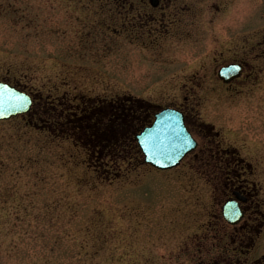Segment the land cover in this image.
<instances>
[{"label": "rangeland", "instance_id": "rangeland-1", "mask_svg": "<svg viewBox=\"0 0 264 264\" xmlns=\"http://www.w3.org/2000/svg\"><path fill=\"white\" fill-rule=\"evenodd\" d=\"M97 3L0 0V81L22 83L42 94L44 103L53 97L65 105L75 95L94 105L126 104L127 96L163 105L178 95V87L154 79L152 70L163 59L151 58L152 52L141 59L146 53L128 49L125 37L89 33ZM207 97L202 120L221 131L244 122L248 142L263 137L264 103ZM37 108L34 121L27 115L0 122V264H32L33 247L35 264L159 261L158 223L195 206L204 196L197 192L200 186L177 180L174 172L129 163L125 156L106 171L86 138L51 129L48 110ZM203 202L208 206L206 198ZM19 247L25 256L19 257Z\"/></svg>", "mask_w": 264, "mask_h": 264}, {"label": "flooded vegetation", "instance_id": "flooded-vegetation-1", "mask_svg": "<svg viewBox=\"0 0 264 264\" xmlns=\"http://www.w3.org/2000/svg\"><path fill=\"white\" fill-rule=\"evenodd\" d=\"M96 6L89 33L125 37L128 49L146 53L141 59L148 60L151 52V58L163 59L152 70L154 79L178 87V95L163 105L129 96L126 104L99 100L94 105L75 95L65 105L53 97L44 103L32 88L9 82L27 90L35 108L40 104L42 112L48 110L51 129L86 138L106 171L123 155L139 163L136 136L163 108L179 112L197 147L169 172L177 180L196 182L204 196L189 206L196 211L171 212L174 218L158 223L162 254L154 264H264V131L252 143L244 122L221 131L202 120L207 95L227 104L264 103V0H98ZM36 110L28 116L32 120ZM253 117L258 133V110ZM225 212L239 221L228 222ZM22 251L19 247V257L25 256ZM30 252L35 264L34 247Z\"/></svg>", "mask_w": 264, "mask_h": 264}, {"label": "water", "instance_id": "water-1", "mask_svg": "<svg viewBox=\"0 0 264 264\" xmlns=\"http://www.w3.org/2000/svg\"><path fill=\"white\" fill-rule=\"evenodd\" d=\"M0 92L13 98H26V100H21V106L14 109L11 107L0 108V120H8L29 111L31 100L25 94L3 83H0ZM138 140L145 156V163L161 170L178 166L181 159L195 146L187 134L182 120L170 111L158 115L153 126L146 129L138 137ZM160 140L164 141L163 150L160 148Z\"/></svg>", "mask_w": 264, "mask_h": 264}, {"label": "snow or ice", "instance_id": "snow-or-ice-1", "mask_svg": "<svg viewBox=\"0 0 264 264\" xmlns=\"http://www.w3.org/2000/svg\"><path fill=\"white\" fill-rule=\"evenodd\" d=\"M26 100V98H13L3 92H0V108H15L18 106H21V100ZM161 136H163V133H161ZM164 141L160 140V148L163 150Z\"/></svg>", "mask_w": 264, "mask_h": 264}]
</instances>
